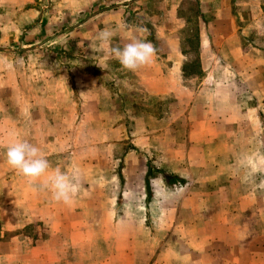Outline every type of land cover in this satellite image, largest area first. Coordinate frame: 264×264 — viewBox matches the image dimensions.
<instances>
[{"label": "rangeland", "instance_id": "rangeland-1", "mask_svg": "<svg viewBox=\"0 0 264 264\" xmlns=\"http://www.w3.org/2000/svg\"><path fill=\"white\" fill-rule=\"evenodd\" d=\"M232 3L248 16L242 55L235 40L212 45L229 64V117L219 142L197 146L184 99L150 95L96 42L108 29L113 47L179 46L180 84L195 90V0H0V264H264V174L245 183L240 167L264 156V0ZM18 138L78 171L71 204L9 167Z\"/></svg>", "mask_w": 264, "mask_h": 264}, {"label": "crops", "instance_id": "crops-1", "mask_svg": "<svg viewBox=\"0 0 264 264\" xmlns=\"http://www.w3.org/2000/svg\"><path fill=\"white\" fill-rule=\"evenodd\" d=\"M195 2L198 7L195 18L199 39L196 54L199 57L197 59L200 69L205 72L199 82L200 85L190 91L186 89L187 85L180 84L184 80V69L191 56L179 46L163 53L157 50L155 42H152L157 50L152 64L136 72L140 83L150 95H162L173 91L177 97L184 99L186 105L183 111L186 112V118L193 120L188 132L190 140L197 146H204L213 141V138L223 135L229 117L228 110L224 107L228 102L225 82H231V79L223 77L227 73L229 64L220 63L219 60L214 61L212 56L216 55L219 49L212 45H216L219 41V46L224 47L225 44L229 45L231 40H235L237 45L235 52L232 53L240 57L243 48L238 35L240 27L237 23L245 22L248 16L243 12L242 16H237L232 11V0H195ZM164 61H168V65H165ZM195 76L192 74L189 78L192 80ZM220 87L223 88L216 89ZM217 128L219 130L216 131ZM214 141L219 142V139Z\"/></svg>", "mask_w": 264, "mask_h": 264}, {"label": "clouds", "instance_id": "clouds-1", "mask_svg": "<svg viewBox=\"0 0 264 264\" xmlns=\"http://www.w3.org/2000/svg\"><path fill=\"white\" fill-rule=\"evenodd\" d=\"M114 33L105 29L96 36L99 46L110 58L117 60L127 71L137 70L152 64L156 56V48L150 41L132 40L123 47L111 46ZM100 66V65H99ZM6 162L9 167L25 177L29 184H38L42 190L50 191L57 202L71 204L80 192V176L78 171L71 175L53 169L49 160L40 149L24 139H16L6 146ZM240 167L245 169L243 182H254L257 175L264 174V156L250 154L240 160Z\"/></svg>", "mask_w": 264, "mask_h": 264}, {"label": "trees", "instance_id": "trees-1", "mask_svg": "<svg viewBox=\"0 0 264 264\" xmlns=\"http://www.w3.org/2000/svg\"><path fill=\"white\" fill-rule=\"evenodd\" d=\"M150 171H151L150 168L147 169V178H146V182H147V184H148V177H149L150 174H151ZM156 172H157L158 174L161 175V177L163 178V180H164L165 182H169V181H168V180H169V177H170V178L172 177L173 181H174V180L180 181V178H179L178 176L168 174L167 172H165V171L162 170V169H159V170H157Z\"/></svg>", "mask_w": 264, "mask_h": 264}]
</instances>
